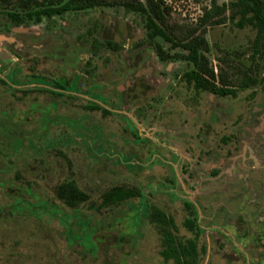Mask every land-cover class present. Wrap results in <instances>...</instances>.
<instances>
[{
  "label": "rangeland",
  "instance_id": "obj_1",
  "mask_svg": "<svg viewBox=\"0 0 264 264\" xmlns=\"http://www.w3.org/2000/svg\"><path fill=\"white\" fill-rule=\"evenodd\" d=\"M161 1L167 26L177 33L197 27L211 5V0ZM11 10L26 13L19 4L0 1V77L9 84L0 82V264H175L162 256L157 225L147 222L135 244L138 221L130 202L98 209L103 195L116 187L145 192L151 204L173 216L178 237L197 242L198 264H232L222 258V246L216 258L211 150L218 148L223 166L233 150L242 149L243 139L251 148L262 142L254 133L264 118V60L253 58L256 31L237 28L229 12L223 25L206 27L215 83L223 87L222 74L237 93L221 97L198 92L188 82L192 66L178 56L187 52L162 38L150 40L138 13L97 7L16 28ZM157 44L173 59L162 62ZM18 63L25 80L40 75L51 81L17 80ZM245 73L253 80L248 87L240 84L248 82ZM30 85L58 88L61 96L20 93ZM88 91L122 112L89 109L81 97L91 95ZM228 135L233 141L225 146ZM259 161L264 165V154ZM69 182L89 196L75 208L57 194ZM185 201L195 206L190 219L198 236L184 226ZM97 214L107 227L93 238ZM238 244L253 264L258 254Z\"/></svg>",
  "mask_w": 264,
  "mask_h": 264
},
{
  "label": "flooded vegetation",
  "instance_id": "obj_2",
  "mask_svg": "<svg viewBox=\"0 0 264 264\" xmlns=\"http://www.w3.org/2000/svg\"><path fill=\"white\" fill-rule=\"evenodd\" d=\"M25 15H21L16 11H9L8 16L16 21V28H22L26 25L27 21H35L36 23H41L43 18H53L48 16H42L39 20L37 16L29 17L30 12L34 11H25ZM10 13L16 15V17H12ZM62 16V15H60ZM55 17V16H54ZM160 59V58H159ZM161 60V59H160ZM164 62V61H162ZM20 65V74L17 76V80L20 81H30L31 79L42 78L45 80H50L48 78L42 77L40 75L31 77L29 80H25L23 78V69L22 64ZM149 63L146 64V66ZM2 67V66H0ZM78 77V76H77ZM79 78V77H78ZM53 80V79H52ZM51 81V80H50ZM79 79L77 80L78 83ZM0 82L9 85L8 80L0 77ZM30 90H21V94H25L27 92L34 93H53L57 96H61V94H57L59 92L58 88L55 90H48L41 88L40 86H32L30 85ZM195 88V87H194ZM198 92H210L217 96L227 97L233 95H219L213 93L208 90H201L195 88ZM89 93V91H88ZM91 95L81 96L84 100H86L89 104V109L93 111H102L104 114L115 112H122L119 109H113L110 104L106 101L105 97L100 93H89ZM75 96V95H73ZM89 96V97H88ZM91 97V98H90ZM236 97V96H233ZM92 99H98L108 108H106L101 103L92 101ZM259 118V117H258ZM255 135L259 136L261 139V143L257 142L254 148H251V144L249 142H245L242 140V149L238 151H232V156L227 157V161L224 162L223 166H219L218 161V148L212 149L211 155L216 159V162L212 165L211 170V182H212V210H213V220L215 221L212 224L213 235L216 247V258H218L219 247L222 246L224 249V256L222 258L225 261L232 259V264H249L248 263V254L239 246L238 243H245V247H248L251 252H255L258 255L254 256L253 264H264V256L262 253L264 252V165H262L259 161L262 154H264V118L261 119L259 125L254 128ZM240 138L245 137V134L240 133ZM225 146H229L233 141V136L228 135L223 137ZM168 151V149H167ZM172 153H175L171 151ZM138 154V153H136ZM230 163L228 164V162ZM142 165V164H141ZM142 167L136 174H139ZM132 171V170H131ZM70 183V182H69ZM120 188V187H116ZM123 189V188H121ZM126 190V189H123ZM133 194V196L125 201L124 203L130 202V212L132 217L137 219L138 224L136 226V241L137 237L141 235V228L147 223L150 222L154 225L158 226V230L161 233L164 241L163 247L165 248V239L167 236H170L178 243V245L191 247L195 245L197 247L198 259L196 264L199 263V251L197 242L193 239H190L187 242H183L177 235L178 227L175 222L173 216L167 215L164 211L158 209L153 204H151L148 200V195L144 192L142 193L139 190H126ZM86 194V193H85ZM89 199V196L87 200ZM86 200V201H87ZM83 201L81 203H84ZM102 204V202H101ZM100 204V205H101ZM78 206V205H77ZM76 206V207H77ZM184 211L188 213V219L184 221V226L191 233L200 234L198 231V227L193 221L192 217H194V208L195 206L191 201L184 202ZM100 207V206H98ZM115 207V206H114ZM104 208V207H103ZM96 220L98 225L106 228L105 223L99 219L97 214L96 218L92 217V221ZM115 219L112 223L108 225V228L116 222ZM120 223L116 224L119 225ZM97 226V225H96ZM228 227H232L235 229V234L226 232ZM135 229V228H134ZM122 236L120 239H123ZM163 248V250H164ZM163 252V251H162ZM164 258V257H163ZM165 260V259H164ZM166 261V260H165ZM174 260H169L170 262ZM175 263V262H174ZM176 264V263H175Z\"/></svg>",
  "mask_w": 264,
  "mask_h": 264
},
{
  "label": "trees",
  "instance_id": "obj_3",
  "mask_svg": "<svg viewBox=\"0 0 264 264\" xmlns=\"http://www.w3.org/2000/svg\"><path fill=\"white\" fill-rule=\"evenodd\" d=\"M2 3L19 4L23 9L34 11L29 17L42 16L54 17L64 15L67 12H78L97 7H123L130 13H138L145 18L147 36L150 40L162 38L164 41L173 44L175 48H181L187 52L186 55H178L186 60L192 69L187 73L188 82L195 88L208 90L219 95L236 96L234 89L228 88L222 74L220 75L222 86L216 85L217 76L215 70L210 68L207 58L211 52L210 45L205 37L206 27L221 26L227 20L226 14L230 13V21L239 29L251 27L256 31V38L253 44V58L255 61L264 60V0H230L229 5H219L217 0H211L209 8L205 9L204 15L199 19L197 27L187 29L186 33H177L169 29L166 23L164 2L148 0L144 5L138 0H0ZM12 17L15 14L10 13ZM203 29V30H202ZM202 30V31H201ZM200 34L198 35V32ZM157 54L161 61H169L173 57L157 44ZM248 82L241 85L248 87L253 80L249 73H245ZM58 197L69 207L75 208L79 203L86 201L88 195L82 192L74 182L65 183L58 188ZM133 194L121 188H114L102 197V204L99 208L119 206L129 200ZM100 230L96 226L95 235ZM162 256L166 261L174 260L176 264H196L198 259L197 247L178 245L170 236L165 239V248Z\"/></svg>",
  "mask_w": 264,
  "mask_h": 264
}]
</instances>
